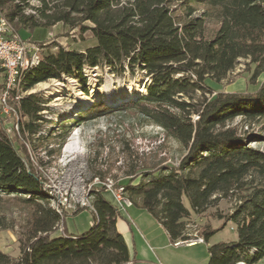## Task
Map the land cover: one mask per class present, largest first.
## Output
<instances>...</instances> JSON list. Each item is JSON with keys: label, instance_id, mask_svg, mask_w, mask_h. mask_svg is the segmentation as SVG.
Here are the masks:
<instances>
[{"label": "trees", "instance_id": "trees-1", "mask_svg": "<svg viewBox=\"0 0 264 264\" xmlns=\"http://www.w3.org/2000/svg\"><path fill=\"white\" fill-rule=\"evenodd\" d=\"M30 1L0 0V11L23 38L45 41L49 30L61 24L80 40L89 33L92 44L83 50L45 45L39 64L24 76L23 91L69 77L87 92L85 67L108 66L118 76L143 71L151 81L145 95L115 109L95 103L79 119L135 110L185 154L177 166L138 158L139 168L130 166L124 183L113 190L121 188L131 206L147 211L172 242L197 236L186 228L192 213L235 196L234 211L221 219L222 226H236L237 241L209 245L207 264H259L264 258V151L250 144L264 137L239 132L233 123L239 119L242 125L264 127V81L256 83L264 72V0H34L36 6ZM240 59L254 66L244 91L217 92L208 85L207 80H225ZM197 92L200 101H194ZM8 104L14 106L11 99ZM14 107L22 119L17 128L0 115V196L25 208L26 219L18 235L19 257L0 251V264L126 263L128 249L116 229L118 208L102 190L93 191L91 226L80 234L68 232L66 216L51 207L53 198L27 150L29 144L43 152L37 160L47 168L51 161L43 158H58L79 120L45 119L48 106L40 93L23 96ZM216 231L203 228L198 236L208 244Z\"/></svg>", "mask_w": 264, "mask_h": 264}, {"label": "rangeland", "instance_id": "rangeland-1", "mask_svg": "<svg viewBox=\"0 0 264 264\" xmlns=\"http://www.w3.org/2000/svg\"><path fill=\"white\" fill-rule=\"evenodd\" d=\"M30 4L36 6L37 2L31 0ZM66 33L67 30L58 24L49 30L45 41H29L39 47L41 56L44 46L51 42L70 50H83L92 44L89 33L83 36L85 40H80L76 32ZM24 34L22 35L25 36ZM253 68L254 66L248 60L240 59L234 71L225 80L219 84L212 80H207V83L217 92L244 91ZM82 73L86 77L87 92L79 80L69 77L39 83L31 90V93H40L46 100L48 108L42 112L45 119L53 123H58L59 118L79 120L72 124L71 133L62 146L58 158L55 160L43 158L44 163L51 161L47 164L48 167L44 168L38 164L37 160L44 157V153L34 150L31 145L27 144L29 155L36 163L37 171L44 180V190L53 198L50 201L51 207L58 209L63 216H66V228L73 234L85 232L91 226L92 192L102 190V194L110 195L114 187L124 183L130 166L138 165L139 168L138 158L146 159V161L163 159L165 163L177 166L185 154V150L178 142L165 137L161 128L143 120L135 110L117 111L89 120L79 119L78 114L86 111L95 103H105L115 109L145 95L141 91L144 90L146 93V87L151 84V81L143 71L137 70L133 75L126 72L118 76L108 66H103L102 68L85 67ZM263 81L264 72L256 79V83ZM105 91H107L106 98L103 100L100 96H103ZM131 92H136L137 96L132 97ZM215 93L213 91L206 97L210 98ZM200 100L201 93H195L194 101ZM11 118L9 116L7 119L11 123L14 120V126L16 121L22 120L18 115H13ZM193 119L196 120V117L194 116ZM239 121L236 119L233 123V126H238L239 132H259L264 137V127L261 123L249 126L248 124L242 125ZM48 128L45 126V129ZM9 135L13 141H16L12 132ZM69 143L72 153L64 154L63 148ZM250 146L264 151V140L258 143L253 142ZM128 152L131 154L130 159L127 156ZM0 199V220L4 225L0 227V251L17 259L20 255L18 235L21 234L25 223L26 209L11 197L0 196ZM237 203L236 197L231 196L219 199L214 206L201 214L192 213L191 217L186 220L187 231L198 236V231L203 228L217 230L210 237L208 245L219 242H236V226L232 222L222 226L221 217L231 214ZM183 204L190 210L185 198ZM124 207L133 212L137 211L131 206H128L131 208L125 205ZM76 211L82 212L74 215ZM205 246L206 244L202 245L201 249ZM259 264H264V258Z\"/></svg>", "mask_w": 264, "mask_h": 264}, {"label": "crops", "instance_id": "crops-1", "mask_svg": "<svg viewBox=\"0 0 264 264\" xmlns=\"http://www.w3.org/2000/svg\"><path fill=\"white\" fill-rule=\"evenodd\" d=\"M2 78L0 74V86ZM103 196L118 208L120 214L116 229L124 238L129 254V260L124 264H207V243L174 246L164 228L147 211L135 206H131L137 210L134 212L124 209L126 207L112 192ZM204 244L206 246L201 249Z\"/></svg>", "mask_w": 264, "mask_h": 264}, {"label": "built area", "instance_id": "built-area-1", "mask_svg": "<svg viewBox=\"0 0 264 264\" xmlns=\"http://www.w3.org/2000/svg\"><path fill=\"white\" fill-rule=\"evenodd\" d=\"M41 60L40 49L29 40L23 39L0 11V72L2 74V91L0 92V115L7 117L17 115L15 105L31 90L23 91L22 83L28 70L37 66ZM13 105L8 104V100ZM18 127L16 121L15 128ZM110 189V187H108ZM112 192V191H111ZM122 206H131L129 200L122 196V189L112 192ZM203 242L201 237L193 236L187 241H176L174 246Z\"/></svg>", "mask_w": 264, "mask_h": 264}, {"label": "bare ground", "instance_id": "bare-ground-1", "mask_svg": "<svg viewBox=\"0 0 264 264\" xmlns=\"http://www.w3.org/2000/svg\"><path fill=\"white\" fill-rule=\"evenodd\" d=\"M106 93H107V91H105V92H104V95H103V96L101 95L100 98H101V99L106 98V95H105ZM141 93H142V94H146V93L144 92V90H142ZM141 93H140V94H141ZM130 94L132 95V97H136V96H137L136 92H131ZM130 94H129V95H130ZM103 100H104V99H103ZM115 101H116V100H115ZM71 151H72V149H71L70 143L67 144V145H65V147L63 148V153H64V154H68V153H70ZM71 153H72V152H71Z\"/></svg>", "mask_w": 264, "mask_h": 264}]
</instances>
